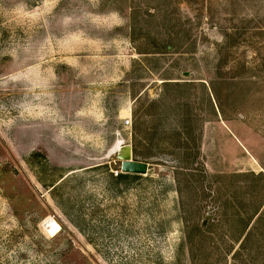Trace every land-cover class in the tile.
Segmentation results:
<instances>
[{
    "label": "rangeland",
    "instance_id": "374dc122",
    "mask_svg": "<svg viewBox=\"0 0 264 264\" xmlns=\"http://www.w3.org/2000/svg\"><path fill=\"white\" fill-rule=\"evenodd\" d=\"M0 264H264V0H0Z\"/></svg>",
    "mask_w": 264,
    "mask_h": 264
},
{
    "label": "water",
    "instance_id": "95a60500",
    "mask_svg": "<svg viewBox=\"0 0 264 264\" xmlns=\"http://www.w3.org/2000/svg\"><path fill=\"white\" fill-rule=\"evenodd\" d=\"M115 152L116 159L120 162V167L123 173L140 175L148 173L149 164L134 159L132 143H122L116 148Z\"/></svg>",
    "mask_w": 264,
    "mask_h": 264
},
{
    "label": "built area",
    "instance_id": "2783aa9c",
    "mask_svg": "<svg viewBox=\"0 0 264 264\" xmlns=\"http://www.w3.org/2000/svg\"><path fill=\"white\" fill-rule=\"evenodd\" d=\"M125 123L128 125V124H132V118L131 117H128L127 119H126V121H125ZM117 171H116V174H119V172H121V173H123L122 172V170H121V167H120V163L119 164H117Z\"/></svg>",
    "mask_w": 264,
    "mask_h": 264
},
{
    "label": "trees",
    "instance_id": "16d2710c",
    "mask_svg": "<svg viewBox=\"0 0 264 264\" xmlns=\"http://www.w3.org/2000/svg\"><path fill=\"white\" fill-rule=\"evenodd\" d=\"M121 174H123V173H121ZM124 175L127 176V174H124ZM128 175H130V174H128ZM134 176H136V175H134ZM250 235H252V232H251V231H249V232L247 233L245 239H244V240L242 241V243H241V246H244V245L247 243V241H248L249 238L251 237Z\"/></svg>",
    "mask_w": 264,
    "mask_h": 264
},
{
    "label": "bare ground",
    "instance_id": "6f19581e",
    "mask_svg": "<svg viewBox=\"0 0 264 264\" xmlns=\"http://www.w3.org/2000/svg\"><path fill=\"white\" fill-rule=\"evenodd\" d=\"M119 145H121V143H120V144H118V145L116 146V148H117V147H119ZM116 148H115V150H116Z\"/></svg>",
    "mask_w": 264,
    "mask_h": 264
}]
</instances>
